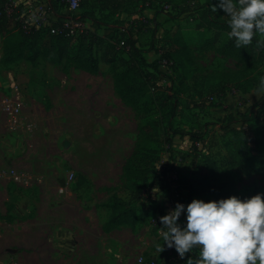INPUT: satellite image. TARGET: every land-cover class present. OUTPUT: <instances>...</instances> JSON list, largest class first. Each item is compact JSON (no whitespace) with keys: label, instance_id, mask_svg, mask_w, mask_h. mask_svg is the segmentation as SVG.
I'll use <instances>...</instances> for the list:
<instances>
[{"label":"rangeland","instance_id":"obj_1","mask_svg":"<svg viewBox=\"0 0 264 264\" xmlns=\"http://www.w3.org/2000/svg\"><path fill=\"white\" fill-rule=\"evenodd\" d=\"M80 1L82 11L98 21L99 35L134 22V38L149 63L158 59L154 54L165 40L164 33H173L177 28L193 50L201 75L243 70L254 87L264 77V50L262 58L255 56L252 61L225 59L214 51L230 41L228 30L217 23L210 22L215 37L206 32L211 19H227L219 8L209 16L204 14L216 0H194V4H185L184 0ZM206 1L210 3L206 5ZM1 2L0 6L12 14L11 7L23 6L26 0ZM167 5L174 10L167 11ZM114 6L118 7L117 13L111 12ZM182 8H188L191 14L181 20ZM146 9L165 14L173 20V26L160 32L161 22L155 26L142 16ZM17 21L14 14L6 31L19 37ZM23 41L20 60L11 64L0 61V104L11 93L22 101L23 118L32 125L31 132L11 130L0 109V264H147L151 260L161 264L165 255L175 252L166 247L160 253L156 250L157 242L163 243L160 217L165 213L161 204L169 193L165 163L171 165L172 174L182 185L179 193L186 202L188 198L205 202L211 199L210 195L196 194L203 172L202 155L188 149L186 138L174 141V152L169 154L164 142L169 134L166 137L164 129L204 132L206 125L215 126L211 132L214 134L205 133L201 138L203 151L209 148L211 153L221 152L228 135L219 129L228 121L220 123L222 116L212 109L219 101L208 96L203 84L191 89L188 82L187 89L177 82L171 89L175 97L158 91L152 98L142 86V122H158L159 129L155 124L154 136L149 126V136L137 141L140 119L111 88L116 71L103 63L96 75L75 70L65 61L54 65L42 55L33 56L34 49L41 51L39 41ZM208 45H213V50ZM252 45L241 50L254 49L258 53L259 45ZM1 47L2 39L0 56ZM167 83L162 78L159 85L165 87ZM246 107L238 101L235 111L244 112ZM136 141L140 146L136 145V155L131 157ZM129 165L134 172L126 174L124 169ZM7 170L27 175L28 182L18 185L3 178ZM225 173L241 199L264 193V176L236 169ZM113 195L134 210L137 220L133 228L105 229L109 213L103 205ZM183 220L182 215L180 221ZM176 256L175 264H186L189 256L197 258V250L186 253L184 259Z\"/></svg>","mask_w":264,"mask_h":264},{"label":"trees","instance_id":"obj_2","mask_svg":"<svg viewBox=\"0 0 264 264\" xmlns=\"http://www.w3.org/2000/svg\"><path fill=\"white\" fill-rule=\"evenodd\" d=\"M0 2L8 3L9 0H0ZM184 2L185 4L195 3L194 0H184ZM208 3H210V1H206L205 4L208 5ZM49 6L52 12L57 16V23H59L63 18L59 13V9L53 2H51ZM169 7V12L174 10L171 6ZM11 8L12 14H8L4 7L2 8L0 6V39H2L1 63L11 64L22 58L24 46L23 39L25 38L30 41L40 42L41 51H39V49H34V57L42 55L49 63L54 65H60L65 61V63L71 64L75 70L83 71L90 75H96L98 73L100 63L109 65L116 71L112 76L114 91L121 102L125 106L131 108L136 117L140 119L137 125V141L140 138L143 139L149 136V126L154 131V133H152L154 136L156 135V125L157 130L159 129L158 122H142V112L139 108L143 93L142 86L146 89V93L152 98V96H156V92L158 91H161L162 94L165 93L168 96L175 97L171 89L177 82H180V84L185 87L189 86L188 82H190L192 85L191 89L197 88L196 86L199 84H203L205 85L204 88L206 92L210 93L208 96L217 101H220L222 96L228 91L238 90L248 92L255 88L249 77L243 74V70L228 72L227 74L201 75L198 70L199 66L197 61L193 57V50L187 46L177 29L170 34L169 32L164 33L165 40L162 41L160 47L156 49L157 51L155 52L158 55V59L149 63L143 57L141 49L137 47V43L134 40V36L137 33L134 22H131L127 27H113L108 30L107 35H99L97 33L100 28L98 21L87 11H82L80 0L79 10H81V13L75 17L81 22L86 20L91 21L93 29H85L83 33L75 39L51 35L47 28L26 31L22 29V25L19 21H17V32L19 37L9 34L6 31L7 23L14 14L18 16L22 11L21 5ZM111 12L117 13L118 7H112ZM185 13L191 14L188 8L180 9V15ZM204 14L208 16L212 14L211 9H207V12ZM204 17L205 16H202V18ZM145 20L149 22L148 19ZM210 22L212 25L217 23L220 28H226L228 32L230 31L227 25V19L223 21L211 19L206 27V32L209 31L213 37L217 34ZM88 39L92 40L88 43H84V40ZM121 42H123L122 46H120ZM253 43L256 44V41L254 40ZM31 46L34 48L35 45ZM70 46H73L71 53L68 51ZM212 46L213 45H208V48L213 50ZM251 46L253 45H249V47ZM263 50L264 46L261 45H259L257 49L258 53H254L256 52L254 49L244 48L241 50V48L235 46L232 39L224 43L220 50L214 49L221 57L238 61H252L255 56L262 58L261 53ZM162 61H166L168 64V74H164L160 69V63ZM118 68H120L119 71L117 70ZM178 74L180 76H178ZM162 78L168 81L165 87L159 85L162 82ZM240 103L244 105L245 101L241 100ZM143 104L146 105V102ZM218 104L219 102L217 105ZM172 108L174 111V106ZM199 108L203 109V106H199ZM235 117L239 118L236 120L240 124V127L237 129L230 128V124L235 122ZM221 120L220 123L225 120L228 121L222 129H219L224 134L228 135V138L223 146V150L218 153L209 152V148L203 151V140L201 138L204 137L205 133H211L214 130L212 125H206L204 132H190L187 130H173L167 132V130L164 129L166 137L169 134L168 139L164 140L165 144H167L169 154L174 152L172 148V137L177 135L181 139H187L188 149H195L202 155L201 166L203 172L201 175L202 178L198 182L200 189L196 194L210 195V200L237 196L235 185L233 181L229 179L225 171L236 169L246 174L264 176V98L260 97L254 105L247 106L244 112H236L235 116L232 114L225 115ZM137 141L134 145L131 157H135L136 155V145L137 147L140 146V143L137 144ZM124 170L126 174L134 172V168L131 165L125 167ZM178 182L179 181L176 180L178 188L182 189V185ZM179 197L181 203L185 205L191 202L189 198L186 202L183 193H179ZM103 207L109 211L108 219L104 224L106 230L120 226H129L130 228L135 226L137 219L134 210L126 207L117 196H111ZM171 251L175 250L171 249ZM176 255V252L165 255L161 264H175L173 260L177 257ZM147 264L160 263H156V260H151L150 263Z\"/></svg>","mask_w":264,"mask_h":264},{"label":"clouds","instance_id":"obj_3","mask_svg":"<svg viewBox=\"0 0 264 264\" xmlns=\"http://www.w3.org/2000/svg\"><path fill=\"white\" fill-rule=\"evenodd\" d=\"M222 9L230 31L228 36L237 48L253 44L264 46V0H216L211 11ZM264 98V77L253 89ZM184 216L181 222L180 217ZM158 253L174 249L186 264H264V193L241 199L230 196L205 202L192 199L186 205L177 202L160 217Z\"/></svg>","mask_w":264,"mask_h":264},{"label":"built area","instance_id":"obj_4","mask_svg":"<svg viewBox=\"0 0 264 264\" xmlns=\"http://www.w3.org/2000/svg\"><path fill=\"white\" fill-rule=\"evenodd\" d=\"M53 4L64 13L62 14V20L57 23L56 20H52V10L49 6ZM79 9V0H44V3H32L30 0H26L22 6V11L18 15V21L22 25V29L26 31L38 30L40 28H47L49 33L54 36H64L66 38H78L85 30L83 22L79 21L76 16V11ZM165 9L170 11V7L166 6ZM56 24V25H55ZM123 42L120 43V46ZM160 69L164 74H168V64L166 61L160 63ZM1 112L6 117V122L11 130H25L27 132L32 131V125L23 118V103L18 98H15L11 93H8L4 97L0 104ZM169 172L168 180V196L163 199L161 208L163 212L167 214L169 210H172L177 202L181 203L178 184L176 183L175 176L172 174L171 165L165 163L164 167ZM3 178H6L18 185H25L28 182V176L19 174L14 170H7L2 174ZM71 178V177H70ZM59 192H63V189H59ZM154 192V190H152ZM153 194V193H151ZM153 198V196H152Z\"/></svg>","mask_w":264,"mask_h":264},{"label":"crops","instance_id":"obj_5","mask_svg":"<svg viewBox=\"0 0 264 264\" xmlns=\"http://www.w3.org/2000/svg\"><path fill=\"white\" fill-rule=\"evenodd\" d=\"M38 1H41V0H38ZM59 13H60V15H62L64 12L59 10ZM79 13H81V10L78 9L76 11V15H78ZM188 15H189V13L181 14L179 16V19L182 20ZM142 16L144 18L148 19L149 23L152 22V24H154L155 26H158V22L159 23L161 22L162 24L159 25L161 27L158 26V29L162 33H164L166 30L169 31L170 28L173 26V20H169L166 17V15L163 14V13L158 14V13H156V11H153V10H150V9H146V10L142 11ZM51 19L52 20H56L57 16L53 13ZM180 23H183V22L181 21ZM83 24H84L85 29H88V30H92L93 29L92 26H91V21L86 20V21L83 22ZM97 33L99 34V31ZM106 33H108V31ZM135 39L136 38H134V40ZM137 47L140 48L138 44H137ZM148 53L150 55L153 52H151V50H149ZM142 55H144V52L142 53ZM154 55L157 56L156 53ZM155 56H154V58H156ZM99 68H101V66H99ZM81 72H83V71H81ZM83 73H85V72H83ZM111 88H112V91L116 94V92L114 91V88H113V84H112ZM252 93H253V89L249 90L248 92H242V91H238V90L228 91V92L225 93L224 96H222V98L219 101V104L217 106L213 107L212 109H213L214 113L217 116H222V118L225 115H228V114H232V115L235 116V114H236L235 109H236V105H237L238 101L243 100V101H245V104L247 106H251V105H254L259 100L260 96L259 95L255 96ZM236 119H237V117H235V122L230 124V128H236L237 129V128L240 127V124L236 121ZM214 128H215V126H214ZM178 139L182 140L177 135L172 137V148H173L174 141H176ZM108 213H109V211H108Z\"/></svg>","mask_w":264,"mask_h":264},{"label":"water","instance_id":"obj_6","mask_svg":"<svg viewBox=\"0 0 264 264\" xmlns=\"http://www.w3.org/2000/svg\"><path fill=\"white\" fill-rule=\"evenodd\" d=\"M68 145V143H64V146H67Z\"/></svg>","mask_w":264,"mask_h":264}]
</instances>
